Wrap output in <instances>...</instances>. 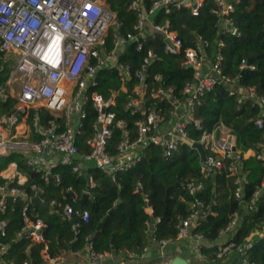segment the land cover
I'll return each instance as SVG.
<instances>
[{
	"label": "built area",
	"instance_id": "2783aa9c",
	"mask_svg": "<svg viewBox=\"0 0 264 264\" xmlns=\"http://www.w3.org/2000/svg\"><path fill=\"white\" fill-rule=\"evenodd\" d=\"M148 1H131L129 8L135 14L133 31L127 35L115 32L113 47L109 48L107 40L111 28L117 30L120 21L106 0H0V72L5 63L11 68L9 76L0 81V103L10 99L16 101L10 112L0 113V156L13 151L23 153L26 164L43 180V183L34 182L28 186V176L19 164H8L0 171V213H7L10 206L18 202L22 204L23 226L14 241L30 240L25 250L28 255L33 244H43V264H54L55 254L42 232L48 226L45 217L32 216L33 205L38 204L33 199L38 198L39 205H45L52 214L73 220L72 242H75L82 223L90 222V212L81 207L80 201L85 195L92 196V189L97 184L87 170L99 168L116 181L117 173L129 171L141 162L143 151L149 146L160 147L166 159L184 145L194 148V144L201 143L206 152V159L199 152L201 178L186 184L188 193L195 199L189 215L180 219L177 241L204 238L203 233L194 231L201 226L210 208L197 194L204 189L205 181L221 172L227 163L230 174L236 176L235 197L243 206V212L253 210L264 193L263 178L251 201L243 205V188L248 179L240 162L247 156L246 150L237 148L232 129L225 130L220 136L205 130L199 139L191 136L189 130L191 124L202 128L196 115L197 106L218 83H226L231 95L239 93V102L254 99L264 108V95H260L255 87H241L238 76L223 73V40L216 41L213 54L209 52L212 42L199 33H195L193 45L185 46L166 17L181 8L198 16L206 0H150V5ZM239 1L215 0L213 12L218 17L217 27L221 32L240 35L232 15ZM162 14L164 16L159 19ZM158 36L164 39L166 53L182 56L181 64L194 69L193 79L188 80L180 91L167 84L163 73L151 69L158 53L155 48L144 50V47L149 38ZM129 42H136L137 50L145 51L140 67L135 70L129 63L121 61L125 50L117 60L114 58L118 45ZM247 67L255 69V65L242 60L240 68ZM104 68L116 70L121 81L119 88L111 89L110 98L97 90L99 74ZM123 93L128 95L125 110L137 117L133 127L115 110L118 97ZM89 105L94 118L86 128L90 119ZM44 111L48 113L47 117L43 116ZM23 119L29 121L30 127L27 134L21 136L17 130ZM256 123L262 128L263 118L257 119ZM88 129H91L89 135ZM115 130H121V139L113 144ZM260 147L254 155L264 162V136ZM60 166H70L78 175H86L88 186L82 193L68 187L62 188L59 195L47 197L46 186L62 183L61 173L56 171ZM142 187V183H138L136 192ZM243 212L238 210L231 215L221 235L230 233L232 236L218 244L212 261L237 254L243 260L242 264H249L246 256L254 239L242 243L233 240ZM159 221L160 218L153 223L152 232ZM7 226L8 220L0 219L2 236L6 235ZM161 242L167 244L173 240ZM10 245L0 241V264H15L6 257ZM85 246L91 264H107L113 259V252L95 247L93 234L86 236ZM145 253L146 249L142 255ZM131 256L136 257L135 254ZM173 259L162 264H172ZM31 262V258H27L24 264Z\"/></svg>",
	"mask_w": 264,
	"mask_h": 264
},
{
	"label": "trees",
	"instance_id": "16d2710c",
	"mask_svg": "<svg viewBox=\"0 0 264 264\" xmlns=\"http://www.w3.org/2000/svg\"><path fill=\"white\" fill-rule=\"evenodd\" d=\"M108 4L117 13L120 26L116 30L111 28L107 43L113 47V34L118 32L127 35L133 31L135 14L129 6L132 0H107ZM151 1H148V5ZM215 0H206L204 7L198 16L192 15L189 9L174 10L166 17L170 19L172 27L176 29L183 39L185 46L193 45L195 33L212 42L209 52L213 54L217 46V40H223L224 60L222 70L225 75L238 76V84L245 89L255 87L260 95H264V0H240L236 5V11L232 14L235 25L239 28L240 35L231 32H221L217 27L218 17L213 10ZM164 15L162 14L159 19ZM164 39L158 36L149 38L144 50L155 48L158 58L151 69L153 72L163 73L167 84L180 91L184 84L193 79L194 69L181 64L182 56L166 53ZM137 50L136 42L126 44L125 52L121 55L122 62L129 63L135 70L140 67L145 51ZM255 65V69H241L242 60ZM8 63L0 72V81L6 79L10 73ZM121 86L118 73L114 69L104 68L99 74L100 91L106 98H110L111 89ZM239 93L231 95L228 85L218 83L202 98L197 106L196 115L201 120L202 128L198 129L194 124L189 125L191 136L199 139L205 130L212 131L220 123L230 127L237 136V148L247 150L261 149L260 144L264 136V112L259 102L254 99L238 101ZM128 95L123 93L118 97V105L115 110L118 116L130 121L131 126L136 116H132L125 110ZM15 100L10 99L0 103V113L10 112L15 106ZM90 119L94 113L89 105ZM45 112V111H44ZM34 111L31 112L32 121ZM44 117L48 113H43ZM263 118V127L259 128L256 120ZM135 133V129H133ZM91 133L88 129L87 135ZM33 139L36 136L32 137ZM121 139V130H115L113 144ZM83 150L86 148L81 144ZM10 162H17L21 171L28 176L27 185L34 182L43 183L40 176L26 164V156L21 152L13 151L0 156V171ZM202 159L197 149L188 145L182 146L172 157L166 159L163 151L158 146H149L143 151V158L137 166L129 171L119 172L116 181L101 169L91 167L87 173L94 176L96 186L92 189V198L85 201L83 207L90 212V222L82 223L78 239L72 242L74 231L73 220H66L52 214L45 205H33L32 216L45 217L48 226L43 229V234L49 242L52 251L60 255L64 250H77L84 247L86 236L93 234L95 247L101 251H111L116 254L123 252L143 253L149 247L150 231L156 219L153 236L157 241L171 239L176 241L179 232L178 224L181 218H186L191 212V203L195 196H191L186 188L189 180L199 179ZM221 172L205 181L204 189L198 194L210 212L202 221L201 226L194 232L203 233L204 240L209 243L202 244L200 252L212 260L216 250L217 241L221 232L226 228L231 215L242 210V205L235 197L236 176L230 174L227 165ZM240 167L247 175L248 182L243 188V200L246 205L251 201L254 193L260 188L264 178V162L255 156L243 158ZM56 171L61 173L62 183H51L46 186L47 197L60 194L62 188L73 187L79 193L88 186L86 175H78L70 166H60ZM138 183L143 187L136 192ZM78 206V205H77ZM153 207V214L146 212V207ZM22 204L16 203L10 206L7 213H0V219H7V233L0 234V241L9 242L7 259L15 264H24L27 258H31L32 264H43V244H33L30 255L25 250L30 243L27 238L14 241L16 233L23 226L21 214ZM151 225H150V224ZM264 230V193L259 197L254 209L243 212L242 220L233 240L237 243L254 238L253 246L248 250L246 259L249 264H264V235H255L256 231ZM255 235V237H254ZM119 264V263H111Z\"/></svg>",
	"mask_w": 264,
	"mask_h": 264
},
{
	"label": "crops",
	"instance_id": "0c3cea01",
	"mask_svg": "<svg viewBox=\"0 0 264 264\" xmlns=\"http://www.w3.org/2000/svg\"><path fill=\"white\" fill-rule=\"evenodd\" d=\"M106 2L108 3L107 0ZM262 111L264 112L263 106H262ZM22 123L27 124L28 126L27 130H22L20 128V125ZM29 127H30L29 121L27 119H23L22 122L19 124L17 131L21 136H24L25 134H27ZM227 129H231V128L225 125L224 123H220L212 131H214L217 136H220V134L223 133ZM236 138L237 136L235 135V139ZM256 151L257 150L254 148L247 149L245 151L247 157L245 158H248L250 156H255L254 154ZM153 211H154L153 207L151 206L146 207V212L148 214L152 215ZM152 230L153 228L151 227V231H150L151 244L149 245L148 248H146L145 255H142V253L139 254L135 252H123L120 254L113 253L114 255L113 259H111L107 264H111V263L162 264L165 260L170 259V258H175L176 256H182L186 258L189 261V264H242L243 260H241V258L237 254H233L229 258L219 260L216 262L210 260L208 257H206L200 252L199 245L209 243L206 240H204V238L198 240V239L191 237V238L184 239V240H178V241L176 240L173 242H169L167 244H162L161 241H157L154 238ZM255 235L256 236L264 235V230L256 231ZM231 236L232 234L230 233L224 236L221 235L220 239L216 242L217 245L229 240ZM132 254H135L136 257L132 258L131 256ZM68 263L70 264H91L86 246L84 245V247H82L81 249H77V250H71V249L64 250L60 255L55 254L54 264H68Z\"/></svg>",
	"mask_w": 264,
	"mask_h": 264
},
{
	"label": "water",
	"instance_id": "95a60500",
	"mask_svg": "<svg viewBox=\"0 0 264 264\" xmlns=\"http://www.w3.org/2000/svg\"><path fill=\"white\" fill-rule=\"evenodd\" d=\"M194 148H196V149L202 154L203 158L206 159V152H205V150H204V148H203V146H202L201 143H196V144H194ZM213 177L215 178L216 175H214ZM197 195H198V194H197ZM89 198H92V196L85 195V196L81 199V201H80L81 207H83L85 201H86L87 199H89ZM33 202H34V203H38V204L40 203V201L38 200V198H34V199H33ZM172 264H189V261H188L186 258L182 257V256H176V257L173 259Z\"/></svg>",
	"mask_w": 264,
	"mask_h": 264
},
{
	"label": "rangeland",
	"instance_id": "374dc122",
	"mask_svg": "<svg viewBox=\"0 0 264 264\" xmlns=\"http://www.w3.org/2000/svg\"><path fill=\"white\" fill-rule=\"evenodd\" d=\"M125 47H126V43H120L117 47V51L116 53L114 54V58L115 60H117L119 58V56L121 55L122 52H124L125 50ZM70 264V263H68Z\"/></svg>",
	"mask_w": 264,
	"mask_h": 264
},
{
	"label": "bare ground",
	"instance_id": "6f19581e",
	"mask_svg": "<svg viewBox=\"0 0 264 264\" xmlns=\"http://www.w3.org/2000/svg\"><path fill=\"white\" fill-rule=\"evenodd\" d=\"M20 128H21L22 130H27V129H28V126H27L26 123H22V124L20 125Z\"/></svg>",
	"mask_w": 264,
	"mask_h": 264
}]
</instances>
